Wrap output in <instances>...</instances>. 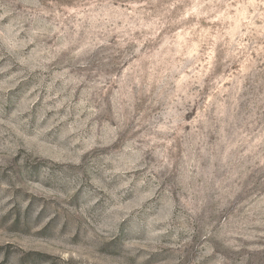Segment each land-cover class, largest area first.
I'll list each match as a JSON object with an SVG mask.
<instances>
[{
  "label": "rangeland",
  "instance_id": "1",
  "mask_svg": "<svg viewBox=\"0 0 264 264\" xmlns=\"http://www.w3.org/2000/svg\"><path fill=\"white\" fill-rule=\"evenodd\" d=\"M0 264H264V0H0Z\"/></svg>",
  "mask_w": 264,
  "mask_h": 264
}]
</instances>
